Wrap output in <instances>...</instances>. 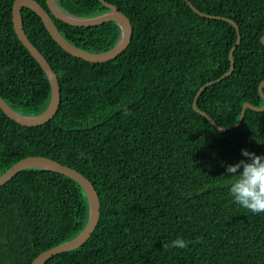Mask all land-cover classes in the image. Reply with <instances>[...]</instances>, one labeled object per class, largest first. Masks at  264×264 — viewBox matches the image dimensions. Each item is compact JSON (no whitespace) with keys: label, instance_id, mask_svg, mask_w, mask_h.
Returning a JSON list of instances; mask_svg holds the SVG:
<instances>
[{"label":"trees","instance_id":"16d2710c","mask_svg":"<svg viewBox=\"0 0 264 264\" xmlns=\"http://www.w3.org/2000/svg\"><path fill=\"white\" fill-rule=\"evenodd\" d=\"M48 10L45 0H37ZM130 20L132 33L115 57L91 62L71 55L41 18L20 8L23 29L57 76L60 103L48 121L24 125L0 108V174L28 155L83 173L99 197L98 222L75 248L42 264H264V213L235 203L226 166L264 155V0H105ZM75 15L108 10L100 0H56ZM13 0H0V96L15 110L38 114L48 104L43 69L18 39ZM73 45L101 52L117 41L113 20L66 23L51 14ZM264 94V84L262 85ZM87 198L69 176L24 168L0 184V264H30L41 251L85 225ZM177 237L184 249L164 247Z\"/></svg>","mask_w":264,"mask_h":264},{"label":"water","instance_id":"95a60500","mask_svg":"<svg viewBox=\"0 0 264 264\" xmlns=\"http://www.w3.org/2000/svg\"><path fill=\"white\" fill-rule=\"evenodd\" d=\"M100 1L103 2L106 6H108L107 11L94 15L82 16L68 12L67 10L62 8L56 2V0H45L48 10L45 9L37 0H13L11 13H12V23H13L14 31L18 39L29 50L30 54L36 59V61L39 63L44 73L46 74L50 87V96L47 106L42 112L38 114H25L20 111H17L14 108H12L0 96V108L9 118L24 125L42 124L48 121L50 118H52V116L57 111L60 103V87L57 80V76L53 71L52 67L50 66L49 62L47 61V59L42 55V53L36 48V46L29 40L28 36L25 34V31L23 29L22 18L20 15V8L22 6H26L32 9L35 13H37V15L41 18L43 25L51 35V37L65 51H67L71 55L77 56L79 58L91 62H101L115 57L125 48L131 37L132 25L129 18L123 12H121L114 4L109 3L105 0H100ZM189 5L194 11H196L198 14L202 16L228 20L233 24V26L236 29V40L228 53V57L230 60L229 69L219 77L215 78L214 80L208 81L204 83L202 86H200L192 102V107L195 111L206 116L209 119V121L219 130L226 131L241 123L246 107L252 108L254 110H263L264 104L262 106L257 107L248 102H244L242 104L240 116L237 123L233 126H226V127L219 126L212 119V117H210L206 112L200 110L196 106L198 95L206 86L221 80L222 78H224L225 76L229 75L232 72L234 67L232 54L237 44L240 41V31L236 22H234L230 18L224 16L209 15L196 9V7H194L190 2ZM51 14L66 23H69L71 25H78V26L95 25L108 20H113L118 24L120 28V34L117 41L111 48L101 52L87 51L73 45L59 32V30L57 29V27L55 26L52 20ZM261 41L264 43V35L261 37ZM263 84H264V80L261 81L260 84L258 85V91L261 97L264 99V94L262 92ZM24 168H43L65 174L70 178L74 179L81 186L87 198L88 214L84 227L72 238L41 251L30 262V264H42L45 260H47L49 257H51L56 253L75 248L76 246L83 243L90 236V234L92 233L98 222L100 202L94 185L83 173L79 172L78 170L70 166L64 165L52 158L45 157L42 155H28L16 161L7 170H5L3 173L0 174V184H3L7 180H9L12 176H14L18 171Z\"/></svg>","mask_w":264,"mask_h":264},{"label":"clouds","instance_id":"9594fccd","mask_svg":"<svg viewBox=\"0 0 264 264\" xmlns=\"http://www.w3.org/2000/svg\"><path fill=\"white\" fill-rule=\"evenodd\" d=\"M241 154L247 159L226 166L229 177V192L235 203L254 214L264 213V155H257L247 149H241ZM189 241L177 237L171 245L184 249Z\"/></svg>","mask_w":264,"mask_h":264}]
</instances>
